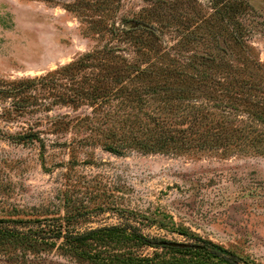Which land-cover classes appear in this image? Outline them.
<instances>
[{"label":"rangeland","instance_id":"1","mask_svg":"<svg viewBox=\"0 0 264 264\" xmlns=\"http://www.w3.org/2000/svg\"><path fill=\"white\" fill-rule=\"evenodd\" d=\"M220 1L0 0L1 80L44 76L95 52L77 77L117 91L107 120L87 102L54 104L65 86L37 85V104L11 119L2 112L14 99H0V227L83 232L129 221L184 240L147 220L168 215L264 264V0H244L230 18ZM180 92L188 100L167 99ZM192 103L204 108L200 122L184 111ZM153 117L178 136L191 125L198 134L187 131V141L211 145L105 149L160 129ZM19 133L33 137L10 136ZM25 261L91 264L57 247L0 243V264Z\"/></svg>","mask_w":264,"mask_h":264},{"label":"trees","instance_id":"2","mask_svg":"<svg viewBox=\"0 0 264 264\" xmlns=\"http://www.w3.org/2000/svg\"><path fill=\"white\" fill-rule=\"evenodd\" d=\"M220 3L223 4L224 8L219 11L217 7V11L221 13L222 18H230L237 13H241L247 5L244 0H221ZM92 58H97L95 52L85 53L77 60L40 77L20 78L9 81L0 79V99H14L9 107L3 109L2 115L11 119L13 118L12 116L15 118L29 112L30 105L37 104L33 90L37 88V85L45 84L51 88L65 86V88L70 90L69 93L62 92V94L57 95L54 104L79 105L87 102L93 107V113L100 111L103 112L105 120L111 119L114 114L108 103L116 97L117 91H113L109 84L103 81L100 83L99 80L96 83L89 82V86L84 87L82 84L88 82L84 79L86 76L77 77V74H80L87 67V62ZM61 75L70 80V83L62 84L56 82V79ZM114 80L118 81L120 77H116ZM71 84L75 86L72 87L70 86ZM175 97L188 100L186 95L181 92L178 95L169 94L167 99ZM185 107L184 111L187 110V116H194V113H197L199 122L204 118L202 114L204 112L202 109L204 108H200L195 103ZM165 109L173 111L174 106L170 105ZM115 114H117L116 110ZM153 118L160 129L149 128V134L144 137L134 134L127 143H106L105 149L112 153L120 154L127 147L135 146V148L144 153H182L194 147L206 148L211 145V140L208 141L207 139L196 145L189 143L185 133L189 131L190 137H196L198 134V129L193 131V126L191 125L187 129L179 130L181 136H178L174 133L178 129H170L166 127V121L163 120L161 123L157 118ZM157 131L158 135H156ZM1 133L2 129H0ZM10 136L33 137L30 133H19ZM147 220L150 224H157L160 228L184 236L185 239L177 240L145 234L138 225L127 221L121 224L92 228L83 232L64 231L62 224L57 227L53 226V231L48 229H36L35 231L30 229L25 231L17 226L7 225L0 227V243L12 244L20 242L25 247L36 251L42 248L57 247L65 253L91 264H258L250 257L240 255L236 251L201 236L199 233L188 228L176 226L168 215H163L160 218H148ZM13 221L17 224L40 222L16 219ZM61 239L62 241L59 243L58 241ZM145 249H152L153 251L151 253H143ZM28 263L25 261L23 264Z\"/></svg>","mask_w":264,"mask_h":264}]
</instances>
